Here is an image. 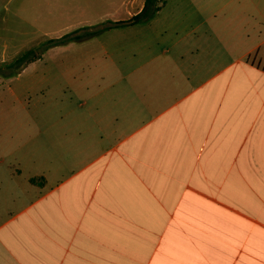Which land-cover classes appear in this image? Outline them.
<instances>
[{"label":"crops","instance_id":"0c3cea01","mask_svg":"<svg viewBox=\"0 0 264 264\" xmlns=\"http://www.w3.org/2000/svg\"><path fill=\"white\" fill-rule=\"evenodd\" d=\"M263 43L146 103L103 91L64 167L0 171V264H264Z\"/></svg>","mask_w":264,"mask_h":264},{"label":"rangeland","instance_id":"374dc122","mask_svg":"<svg viewBox=\"0 0 264 264\" xmlns=\"http://www.w3.org/2000/svg\"><path fill=\"white\" fill-rule=\"evenodd\" d=\"M144 1H2L0 171H58V138L85 133L98 94L146 103L150 90L188 89L264 39V0H163L135 17ZM260 55L248 60L264 68Z\"/></svg>","mask_w":264,"mask_h":264},{"label":"trees","instance_id":"16d2710c","mask_svg":"<svg viewBox=\"0 0 264 264\" xmlns=\"http://www.w3.org/2000/svg\"><path fill=\"white\" fill-rule=\"evenodd\" d=\"M156 1H163V0H145L144 1V5L142 7V9L140 10L139 14H136L135 17L139 16L140 14L144 13L148 8H150V6L152 7V5L156 2ZM22 58H18L17 60H21Z\"/></svg>","mask_w":264,"mask_h":264}]
</instances>
